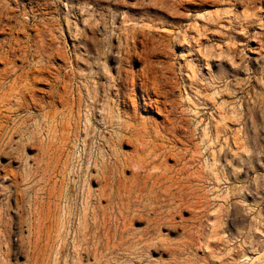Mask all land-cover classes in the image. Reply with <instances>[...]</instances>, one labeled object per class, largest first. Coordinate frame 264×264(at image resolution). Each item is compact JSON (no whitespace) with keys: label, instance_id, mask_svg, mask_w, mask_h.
<instances>
[{"label":"rangeland","instance_id":"rangeland-1","mask_svg":"<svg viewBox=\"0 0 264 264\" xmlns=\"http://www.w3.org/2000/svg\"><path fill=\"white\" fill-rule=\"evenodd\" d=\"M0 223V264H264V0H0Z\"/></svg>","mask_w":264,"mask_h":264},{"label":"bare ground","instance_id":"bare-ground-1","mask_svg":"<svg viewBox=\"0 0 264 264\" xmlns=\"http://www.w3.org/2000/svg\"><path fill=\"white\" fill-rule=\"evenodd\" d=\"M5 96H7V95H5ZM10 98H11V97H10ZM5 99H6V98H5ZM4 102H5V101H4ZM62 138H63V137H62ZM62 140H63V139H62ZM48 186H49V185H48ZM48 186H46V187H48ZM50 189H51V188H50ZM51 190H52V189H51ZM53 190H54V189H53ZM53 192H54V191H53ZM36 200H37V199H36ZM38 200H40V199H38ZM38 200H37V202H39ZM46 204H47V203H46ZM31 205H32V204H31ZM39 205H40V204H39ZM41 205H42V204H41ZM43 205H45V204H43ZM44 209H45V208H44ZM31 210H32V209H31ZM36 210H37V209H36ZM42 210H43V208H42ZM47 210H48V208H47ZM39 217H40V216H39ZM45 217H46V216H45ZM46 218H47V217H46ZM0 224H1V223H0ZM40 224H41V223H40ZM1 225H2V224H1ZM1 225H0V226H1ZM41 226H42V225H41ZM37 227H38V226H37ZM37 227H36V229H37Z\"/></svg>","mask_w":264,"mask_h":264}]
</instances>
